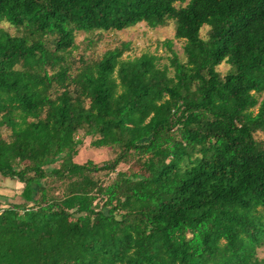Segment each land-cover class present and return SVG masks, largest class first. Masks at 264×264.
Masks as SVG:
<instances>
[{
	"label": "trees",
	"instance_id": "obj_1",
	"mask_svg": "<svg viewBox=\"0 0 264 264\" xmlns=\"http://www.w3.org/2000/svg\"><path fill=\"white\" fill-rule=\"evenodd\" d=\"M170 20L172 73L127 43L75 53ZM1 22L0 177L22 189L0 264H264V0H0ZM84 136L114 156L75 162Z\"/></svg>",
	"mask_w": 264,
	"mask_h": 264
},
{
	"label": "rangeland",
	"instance_id": "obj_2",
	"mask_svg": "<svg viewBox=\"0 0 264 264\" xmlns=\"http://www.w3.org/2000/svg\"><path fill=\"white\" fill-rule=\"evenodd\" d=\"M0 27L4 28L11 34H15L16 32L15 28L6 22H1ZM207 29L208 28L206 26L201 29V37H205ZM173 35L174 22L171 20L167 23V25L155 28L148 27L142 22L121 31L97 32L94 34L78 32L75 35V43L78 44V49L75 53H84L83 55L87 58L88 54H90L92 58H100L106 50L120 46L122 43H127L128 48L123 52L121 58L133 59L145 53L153 54L159 58L158 65L161 67L165 65L168 66L170 73H172V68L169 65L168 59L171 57V51L177 55L180 61H185L183 53L184 40L176 39ZM88 39L93 40L91 45H88ZM166 40L171 41L170 48L165 44ZM228 68L229 67L226 63H221L216 67L220 74H225ZM253 112L256 113V107L253 109ZM79 133V137H81L82 132ZM2 136L7 138L8 132L3 130ZM255 136L256 138H264V134L261 132H258ZM90 140L91 138L89 136L82 137L81 144L78 147V152L73 157L75 162L83 163L86 160H92L95 163L101 164L114 156V152L111 148L92 146L90 144ZM52 166H58V162L54 163L50 167ZM129 168L136 170L137 166L133 165L132 161L129 163L127 162L126 164L120 163L117 166L116 171H127ZM113 176L114 174L112 173L110 178ZM49 185L56 191L59 183H49ZM20 186H22V184ZM7 199V194L0 195L1 209L6 206L5 201ZM256 254L259 258H264V245L257 248Z\"/></svg>",
	"mask_w": 264,
	"mask_h": 264
},
{
	"label": "crops",
	"instance_id": "obj_3",
	"mask_svg": "<svg viewBox=\"0 0 264 264\" xmlns=\"http://www.w3.org/2000/svg\"><path fill=\"white\" fill-rule=\"evenodd\" d=\"M21 184L18 182H9L6 179H3L0 177V195H6L7 194V200L5 202H9L12 200H19L18 197H16V194L19 193L22 189Z\"/></svg>",
	"mask_w": 264,
	"mask_h": 264
}]
</instances>
